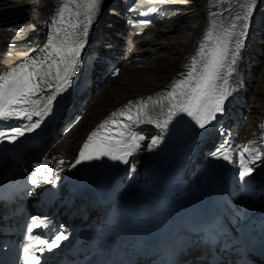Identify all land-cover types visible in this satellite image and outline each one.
Listing matches in <instances>:
<instances>
[{"label":"snow or ice","instance_id":"obj_1","mask_svg":"<svg viewBox=\"0 0 264 264\" xmlns=\"http://www.w3.org/2000/svg\"><path fill=\"white\" fill-rule=\"evenodd\" d=\"M100 0H65L57 9V23L67 25L72 29L57 28L55 36H49L40 51L45 53L39 59L32 57L0 73V144H15L17 140L26 134H31L40 129L46 118L54 112V105L58 98L67 91L71 83V77L76 75L80 68L81 52L85 48V39L88 35V26L92 23V17L96 13ZM72 5H76L73 9ZM87 24L81 26L79 17L81 7ZM255 0H245L241 5V11L227 23L213 24L204 34L199 49L191 57V62L186 65L187 72L182 74L183 78L176 80L171 85V91L167 92L159 100L151 104L138 101L135 112L131 107L125 113L121 111L126 120L137 125L152 124L157 129H167L175 117L181 113L190 117L201 129H205L216 119L217 114L225 111V102L232 96L230 81L237 71V62L241 54L244 38L250 27V17L253 13ZM75 11L77 20L72 22V12ZM155 11V9H149ZM68 13L67 20L65 13ZM143 14V13H142ZM61 31L65 35L61 38ZM118 75V73H114ZM167 101L165 103L164 101ZM113 117L117 113L112 114ZM35 118V119H34ZM18 120L21 123L12 125L9 121ZM117 124L113 119L99 125V129H105L109 124ZM124 128L130 129L131 125L125 124ZM264 129V125L260 126ZM93 131L87 141L79 149L78 157L72 167L85 161L100 160L108 157L112 161L130 164L135 150L140 147V141L144 136L129 130L128 140L110 139L108 136L98 137V132ZM123 137L124 132L118 133ZM160 135L152 138L149 149L151 150L160 143ZM264 139V137H262ZM227 144V141H225ZM229 149L223 146L212 153L217 159L222 158L229 163L232 162ZM244 152L249 153L247 158L242 156L240 160L239 176L241 180L251 177L255 171V163L264 154V147L248 148ZM48 163L47 158H45ZM46 163H37L38 170L32 175V185H37V176L43 175L44 181L49 180L50 168L45 172ZM63 163V161H61ZM135 171V165H131ZM47 226V219L41 221L39 217H32L31 223L27 225V231ZM67 239L63 232H58L51 241L39 240L37 244L42 245L38 251H48L60 246ZM24 264H40L37 256L31 254L30 248L25 247Z\"/></svg>","mask_w":264,"mask_h":264},{"label":"bare ground","instance_id":"obj_2","mask_svg":"<svg viewBox=\"0 0 264 264\" xmlns=\"http://www.w3.org/2000/svg\"><path fill=\"white\" fill-rule=\"evenodd\" d=\"M149 1L156 11L162 13L160 18L151 27L132 29L133 35L126 46V63L122 72L101 88L84 119L57 146L58 159L73 157L86 133L121 103L167 87L185 71L190 51L203 34L209 0ZM53 2L54 0H0V7L2 11H7L10 19L24 23V29L30 27L32 41L37 37L39 22ZM260 2L255 0V9L257 6L261 7ZM260 31L262 39L257 42L248 34L250 39L246 41L249 46L253 45L246 54H240L242 57L239 58L236 77L234 75V80L230 82L232 96H245L246 118L239 133L242 145L247 147L259 141L260 126L264 118V26ZM0 42L5 43V33L2 30ZM257 43L261 44L263 54L258 53L252 57L250 51L256 48ZM15 59L12 49L5 44L0 47V69Z\"/></svg>","mask_w":264,"mask_h":264},{"label":"water","instance_id":"obj_3","mask_svg":"<svg viewBox=\"0 0 264 264\" xmlns=\"http://www.w3.org/2000/svg\"><path fill=\"white\" fill-rule=\"evenodd\" d=\"M246 224V222L244 221L243 222V226ZM231 232L233 233V234H235L236 232H234L233 230H231Z\"/></svg>","mask_w":264,"mask_h":264},{"label":"rangeland","instance_id":"obj_4","mask_svg":"<svg viewBox=\"0 0 264 264\" xmlns=\"http://www.w3.org/2000/svg\"><path fill=\"white\" fill-rule=\"evenodd\" d=\"M249 99V98H248ZM248 99H247V106H248Z\"/></svg>","mask_w":264,"mask_h":264}]
</instances>
